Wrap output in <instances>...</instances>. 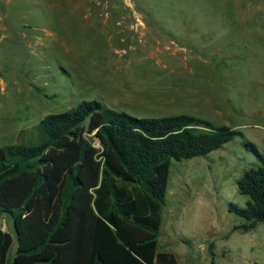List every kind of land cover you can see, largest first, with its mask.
Returning a JSON list of instances; mask_svg holds the SVG:
<instances>
[{
    "label": "rangeland",
    "instance_id": "374dc122",
    "mask_svg": "<svg viewBox=\"0 0 264 264\" xmlns=\"http://www.w3.org/2000/svg\"><path fill=\"white\" fill-rule=\"evenodd\" d=\"M138 118L191 114L242 132L174 162L159 250L180 264H264L238 181L264 156V0H0V147L37 144L82 101ZM0 228L13 234L11 216Z\"/></svg>",
    "mask_w": 264,
    "mask_h": 264
},
{
    "label": "trees",
    "instance_id": "16d2710c",
    "mask_svg": "<svg viewBox=\"0 0 264 264\" xmlns=\"http://www.w3.org/2000/svg\"><path fill=\"white\" fill-rule=\"evenodd\" d=\"M37 144L0 147V264H180L159 250L174 162L208 156L242 132L191 114L138 118L82 101L38 124ZM238 181L249 232L264 225V156ZM16 251L11 249L17 242Z\"/></svg>",
    "mask_w": 264,
    "mask_h": 264
},
{
    "label": "crops",
    "instance_id": "0c3cea01",
    "mask_svg": "<svg viewBox=\"0 0 264 264\" xmlns=\"http://www.w3.org/2000/svg\"><path fill=\"white\" fill-rule=\"evenodd\" d=\"M168 116V115H167ZM1 230H3L4 232H7L6 230H4V229H1ZM16 248H17V242H15L14 243V245H13V247H12V249H11V252H15L16 251Z\"/></svg>",
    "mask_w": 264,
    "mask_h": 264
},
{
    "label": "water",
    "instance_id": "95a60500",
    "mask_svg": "<svg viewBox=\"0 0 264 264\" xmlns=\"http://www.w3.org/2000/svg\"><path fill=\"white\" fill-rule=\"evenodd\" d=\"M19 241H17V243H18Z\"/></svg>",
    "mask_w": 264,
    "mask_h": 264
}]
</instances>
